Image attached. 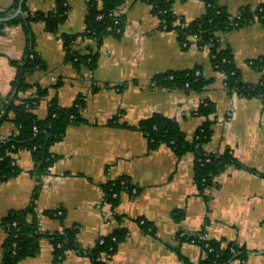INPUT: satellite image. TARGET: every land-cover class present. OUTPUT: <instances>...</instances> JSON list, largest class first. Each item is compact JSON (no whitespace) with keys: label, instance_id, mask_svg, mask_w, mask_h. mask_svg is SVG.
I'll return each mask as SVG.
<instances>
[{"label":"crops","instance_id":"0c3cea01","mask_svg":"<svg viewBox=\"0 0 264 264\" xmlns=\"http://www.w3.org/2000/svg\"><path fill=\"white\" fill-rule=\"evenodd\" d=\"M64 1L68 18L59 34L48 33L41 23L32 27L33 50L47 69L29 81L50 89L49 98L36 110L39 118L48 116V99L58 96L64 108L83 100L82 121L71 125L64 139L51 147L55 159L42 175L36 173L31 151L14 155L13 163L21 172L0 182V261L8 238L4 219L29 208L38 193L31 218L42 233H63L76 227L78 243L88 249L115 230L128 231L116 253L105 259L107 264H199L205 258L200 241L182 242L181 238L201 232L206 240L244 249L246 257L231 264H264V98L229 93L209 49L194 43L182 46L176 33L161 29L152 6L144 0H124L119 8L124 30L119 37L105 38L94 70L86 63L77 66L67 60L61 35L86 30L88 0ZM16 2L0 0V12L14 9ZM24 2L31 13H37L52 11L57 0ZM217 2L232 15L264 4V0ZM206 8L204 0H176L173 12L189 23L203 16ZM220 39L233 55L243 81L260 84L264 68H255L254 62L264 58V27L254 22ZM91 44L79 39L75 47L86 57ZM30 46L22 26L5 27L0 36V103L9 100L17 79L18 68L11 61H21ZM194 68L212 81L200 92L152 84L156 75ZM58 83L62 84L56 90L53 86ZM207 102L214 113L209 117L213 137L204 147L206 153L221 155L229 150L249 170L229 165L201 194L194 155L178 158L167 145L151 151L147 137L136 127L145 119L164 115L176 120L192 138L206 121L199 109ZM16 133L12 119L0 125L1 140ZM123 180L136 193L122 192L114 205L108 200L107 187ZM57 211L63 215H54ZM178 213L184 214L181 222L176 221ZM145 222L155 234L143 230ZM54 251L43 239L39 254L20 264H92L74 249L57 261Z\"/></svg>","mask_w":264,"mask_h":264},{"label":"trees","instance_id":"16d2710c","mask_svg":"<svg viewBox=\"0 0 264 264\" xmlns=\"http://www.w3.org/2000/svg\"><path fill=\"white\" fill-rule=\"evenodd\" d=\"M144 1L152 6L153 13L160 20L161 29L176 33L182 46L186 48L191 46L194 43L193 38L197 37V45L209 49L215 70L226 77V89L229 93L236 92L243 98H264V80L257 85L246 84L242 79V73L235 65L233 55L228 48H224L220 39L221 34L254 22H259L264 27V4L255 10L245 8L238 14L232 15L220 6L217 0H204L207 6L206 13L188 23L183 18L175 16L173 6L176 0ZM20 2L21 0H17L14 9L0 12V18L12 14ZM123 5L124 0H88L86 30L76 35H61L69 62L77 66L86 63L91 70L97 67L100 49L105 38L119 37L124 30V17L116 14ZM68 11L69 7L64 0H57L56 7L52 11L37 13H31L24 2L21 15L10 22H0V36L3 35L5 27L20 25L28 35L31 45L21 61H11L18 68L17 79L9 100L7 102L2 100L0 103L1 106L3 105L0 109V125L12 119L17 127L15 135L4 140L0 139V182L7 181L21 172L13 162L14 155L22 151L32 152L37 174L42 175L47 172L55 159L50 151L51 147L64 139L71 125L82 121L80 112L84 107L83 100L78 99L72 107L64 108L60 105L58 96L48 99V116L45 119L39 118L36 110L42 102L49 98L50 89L29 81L34 74L47 69L44 60L33 50V25L41 23L48 33L57 35L60 33L61 26L67 21ZM79 39L92 43L89 46V55L86 57L81 56L75 47ZM254 67L262 70L264 58L254 62ZM200 71V68H194L184 72L159 74L152 79V84L166 89H191L200 92L212 82L206 80ZM198 72L200 75H197ZM61 84L58 83L53 88L58 90ZM213 113L214 107L211 103L207 102L200 107L199 114L206 121L192 138L183 132L176 120L164 115L152 116L141 121L136 127L147 137L151 151L167 145L178 158L188 153L194 155L195 180L201 194L207 187L213 185L214 179L227 166L235 165L248 169L234 158L229 150L221 155L206 153L204 147L213 137V123L209 119ZM118 119L120 118L117 117L115 120L118 121ZM121 182H125V186ZM107 190L108 200L116 205L120 194L132 192L133 188L129 182L123 180L111 183ZM113 193H118L119 197L113 198ZM37 198L38 193H35L29 208L11 213L4 219L8 238L0 264H20L36 257L40 252V242L43 239H47L53 245L57 261H62L66 252L74 249L88 257L92 264H107L105 259L112 257L118 250L119 244L127 237L126 229H118L99 239L95 246L87 249L78 243L79 229L76 227L66 229L63 233H42L36 220L31 218L35 215ZM183 218V213L176 215L177 222H181ZM13 223L17 226L8 227ZM142 228L147 233L155 234L150 223L145 222ZM202 234L204 232L200 235ZM186 239L199 240L198 235L193 237L185 235L181 238L182 242ZM58 245L61 247L59 248ZM200 245L205 258L199 264H231L237 259H244L247 254L244 249H240L234 243L223 245L221 242L206 240L200 241ZM209 249L213 251L210 252ZM178 253L182 257L179 249Z\"/></svg>","mask_w":264,"mask_h":264},{"label":"built area","instance_id":"2783aa9c","mask_svg":"<svg viewBox=\"0 0 264 264\" xmlns=\"http://www.w3.org/2000/svg\"><path fill=\"white\" fill-rule=\"evenodd\" d=\"M116 14L117 15H120L119 14V9H118V11L116 12ZM120 32V31H119ZM223 36V34H221V37ZM193 41H194V44H197L196 42L198 41V38L197 37H195V38H193ZM197 75H200V73L198 72L197 73ZM263 83H264V81H263ZM224 86H225V88H226V77L224 76ZM232 93H236V92H232ZM237 94V93H236ZM23 94H21V96H22ZM121 184L123 185V186H125V182H121ZM110 191H112V189L110 190ZM134 194L136 193V190H134L133 189V191H132ZM112 197L113 198H118L119 197V194L118 193H113L112 194ZM56 215L57 216H62L63 215V212L62 211H57L56 212ZM11 227V226H13V227H16L17 226V224L16 223H13V224H11V225H8V227ZM198 239L200 240V241H206V238H205V236H203V235H198ZM192 241H194L195 242V240H192ZM58 247L60 248L61 247V245H58ZM209 251L210 252H212L213 250L212 249H209Z\"/></svg>","mask_w":264,"mask_h":264},{"label":"water","instance_id":"95a60500","mask_svg":"<svg viewBox=\"0 0 264 264\" xmlns=\"http://www.w3.org/2000/svg\"><path fill=\"white\" fill-rule=\"evenodd\" d=\"M23 2H24V0L20 3L19 8L17 9V11L13 15L5 17V18H0V22H5V23L10 22L11 20H13V19L17 18L19 15H21L23 12V10H22Z\"/></svg>","mask_w":264,"mask_h":264}]
</instances>
